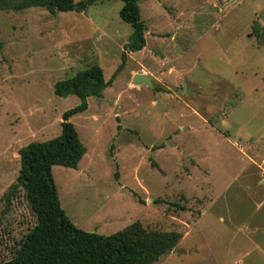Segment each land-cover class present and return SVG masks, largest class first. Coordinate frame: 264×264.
I'll return each instance as SVG.
<instances>
[{"label":"rangeland","instance_id":"1","mask_svg":"<svg viewBox=\"0 0 264 264\" xmlns=\"http://www.w3.org/2000/svg\"><path fill=\"white\" fill-rule=\"evenodd\" d=\"M122 4L0 6V264L36 223L18 151L60 133L79 98L53 85L91 64L111 81L69 117L86 151L52 166L69 220L180 232L152 264H264V0H139L145 44L112 77L132 31Z\"/></svg>","mask_w":264,"mask_h":264},{"label":"trees","instance_id":"2","mask_svg":"<svg viewBox=\"0 0 264 264\" xmlns=\"http://www.w3.org/2000/svg\"><path fill=\"white\" fill-rule=\"evenodd\" d=\"M9 1H15L18 7L43 6L55 13L78 12L100 0H0V6ZM121 1L119 17L131 25L132 31L112 77L123 67L126 51H137L145 44L139 0ZM252 28L257 37L260 29L256 22ZM110 81L104 79L98 64H91L54 83L57 95L75 94L79 102L63 111L58 135L32 141L18 151L20 168L15 186L23 188L36 223L16 243L14 256L1 264H152L181 237L175 230H147L137 221L107 235L88 232L77 228L60 207L52 166L76 168L86 151L69 117L84 110L87 97L99 95Z\"/></svg>","mask_w":264,"mask_h":264},{"label":"water","instance_id":"3","mask_svg":"<svg viewBox=\"0 0 264 264\" xmlns=\"http://www.w3.org/2000/svg\"><path fill=\"white\" fill-rule=\"evenodd\" d=\"M132 81L135 83H144L147 85H152V82L150 80V77L148 75H145L143 73H135L132 77Z\"/></svg>","mask_w":264,"mask_h":264},{"label":"crops","instance_id":"4","mask_svg":"<svg viewBox=\"0 0 264 264\" xmlns=\"http://www.w3.org/2000/svg\"><path fill=\"white\" fill-rule=\"evenodd\" d=\"M135 74V73H134Z\"/></svg>","mask_w":264,"mask_h":264}]
</instances>
